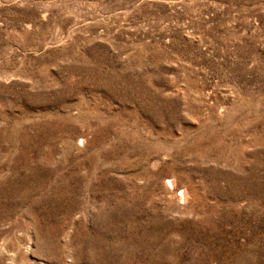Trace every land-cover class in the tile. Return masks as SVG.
<instances>
[{"label":"rangeland","instance_id":"374dc122","mask_svg":"<svg viewBox=\"0 0 264 264\" xmlns=\"http://www.w3.org/2000/svg\"><path fill=\"white\" fill-rule=\"evenodd\" d=\"M0 264H264V0H0Z\"/></svg>","mask_w":264,"mask_h":264}]
</instances>
